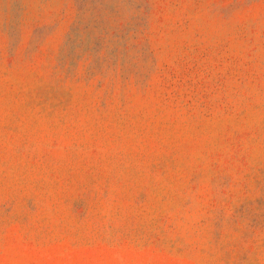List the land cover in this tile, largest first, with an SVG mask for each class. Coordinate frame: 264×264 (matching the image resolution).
<instances>
[{
  "label": "rangeland",
  "instance_id": "obj_1",
  "mask_svg": "<svg viewBox=\"0 0 264 264\" xmlns=\"http://www.w3.org/2000/svg\"><path fill=\"white\" fill-rule=\"evenodd\" d=\"M0 264H264V0H0Z\"/></svg>",
  "mask_w": 264,
  "mask_h": 264
}]
</instances>
